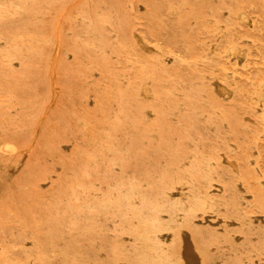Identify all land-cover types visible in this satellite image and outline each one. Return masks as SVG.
Here are the masks:
<instances>
[{"label": "rangeland", "instance_id": "rangeland-1", "mask_svg": "<svg viewBox=\"0 0 264 264\" xmlns=\"http://www.w3.org/2000/svg\"><path fill=\"white\" fill-rule=\"evenodd\" d=\"M263 7L0 0V264H143L156 207L201 191L209 220L174 228L166 250L182 264H264Z\"/></svg>", "mask_w": 264, "mask_h": 264}, {"label": "bare ground", "instance_id": "bare-ground-1", "mask_svg": "<svg viewBox=\"0 0 264 264\" xmlns=\"http://www.w3.org/2000/svg\"><path fill=\"white\" fill-rule=\"evenodd\" d=\"M200 1V0H199ZM197 2V1H196ZM73 3V2H72ZM140 5V4H139ZM252 5V4H251ZM71 6V5H70ZM171 6V5H170ZM141 7V6H140ZM183 7V6H182ZM258 8V7H257ZM67 9V8H66ZM141 9V8H140ZM182 9V8H181ZM263 9H264V7H263ZM263 9H262V11H263ZM172 7H171V12H172ZM223 10V9H222ZM250 10H251V8H250ZM167 11H169V10H167ZM174 11V10H173ZM256 11V10H255ZM63 12H65V9H64V11H62V13ZM221 12V11H220ZM173 13V12H172ZM262 13H264V12H262ZM261 13V14H262ZM60 14V13H59ZM192 14H194V13H192ZM243 14H245V13H243ZM61 15V14H60ZM172 15V14H171ZM191 15V14H190ZM222 15V14H221ZM264 15V14H263ZM59 17H61V16H58V18ZM194 17V16H193ZM198 17V16H197ZM241 17V16H240ZM255 17V16H254ZM262 17H264V16H262ZM246 18H248V16L246 17ZM60 19V18H59ZM59 19H57V20H59ZM206 19V18H205ZM56 20V21H57ZM104 21V20H103ZM181 21H182V19H181ZM207 21H209V20H207ZM255 21V20H254ZM58 22V21H57ZM56 22V23H57ZM193 22V21H192ZM192 22H190L189 21V23H192ZM256 22H257V20H256ZM59 23V22H58ZM103 24V23H102ZM210 24H211V22H210ZM216 24H217V22H216ZM246 24H249V21L248 22H246ZM257 24H258V22H257ZM256 24V25H257ZM57 26H58V24H56ZM55 25V26H56ZM217 25H220V24H217ZM236 25H237V23H236ZM108 26V25H107ZM224 26V25H223ZM238 26V25H237ZM250 26V25H249ZM248 26V27H249ZM104 27V26H103ZM105 28V27H104ZM108 28H109V26H108ZM220 28V27H219ZM223 28V27H222ZM241 28V27H240ZM250 28V27H249ZM224 29V28H223ZM222 29V30H223ZM248 29V28H247ZM55 30H56V28H55ZM110 30V29H109ZM192 30V29H191ZM218 30H220V29H218ZM230 30V29H229ZM259 30V29H258ZM113 31V30H112ZM226 31H227V29H226ZM58 32V29H57V31L55 32V33H57ZM198 32H199V30H198ZM205 32V31H204ZM219 32V31H218ZM251 32V31H250ZM262 32V31H261ZM107 33H109V32H107ZM112 33V32H111ZM111 33H109V35L111 34ZM133 33V32H132ZM206 33V32H205ZM221 33V32H220ZM235 33V32H234ZM135 34V33H134ZM137 34V33H136ZM254 34V33H253ZM59 34H57V35H55L56 37L58 36ZM109 35H108V37H109ZM189 35V34H188ZM201 35V34H200ZM213 35H214V33H213ZM222 35V34H221ZM87 36V35H86ZM111 36V35H110ZM133 36H135V35H133ZM202 36V35H201ZM245 36V35H244ZM55 37V39H56V41H58L57 40V38ZM88 37V36H87ZM218 37V36H217ZM222 37H223V35H222ZM240 37V36H239ZM60 38V37H59ZM58 38V39H59ZM84 38V37H83ZM110 38V37H109ZM113 38V37H112ZM219 38V37H218ZM225 38V37H224ZM85 39H88V38H85ZM115 39V38H114ZM136 38H134V40H135ZM139 39V38H138ZM241 39V38H240ZM47 40H49V39H46V42H47ZM51 40V39H50ZM113 40V39H112ZM116 40V39H115ZM215 40V39H214ZM106 41V40H105ZM232 41V40H231ZM240 41V40H239ZM257 41V40H256ZM52 41H50V43H51ZM136 42H137V39H136ZM207 42V41H206ZM217 42H218V40H217ZM244 42V41H243ZM259 42V41H258ZM59 43V42H58ZM145 43V42H144ZM232 43V42H231ZM234 43V42H233ZM245 43V42H244ZM251 43H252V41H251ZM264 43V42H263ZM49 44V43H48ZM117 44H118V41H117ZM120 44V43H119ZM139 44V43H138ZM146 44V43H145ZM200 44V43H199ZM202 44V43H201ZM204 44V43H203ZM213 44V43H212ZM240 44V43H239ZM262 44V43H261ZM60 45V44H59ZM91 45L93 46V44L91 43ZM91 45H90V47H91ZM148 45V44H147ZM181 45V44H180ZM216 45V44H215ZM50 46H52L51 44H50ZM120 46H121V44H120ZM119 46V47H120ZM141 46V45H140ZM211 46V45H210ZM86 47V46H85ZM227 47H229V46H227ZM244 47V46H243ZM56 48V47H55ZM121 48V47H120ZM123 49V48H122ZM185 49V48H184ZM209 49V48H208ZM59 49L57 48V51H58ZM98 50V49H97ZM124 50V49H123ZM156 50V49H155ZM155 50H153V51H155ZM186 50H187V48H186ZM185 50V51H186ZM213 50V49H212ZM222 50V49H221ZM228 50V54L230 53V55L232 56V57H237V58H239L240 57V55L242 54L240 51H239V49H238V47L236 46V45H231L228 49L226 48V50H225V52ZM245 50V49H244ZM28 51V50H27ZM56 51V50H55ZM56 51V52H57ZM93 51H95V50H93ZM147 51H149V50H147ZM168 51H170V50H168ZM217 51V50H216ZM215 50H214V52L213 53H217ZM241 51H243V49H241ZM251 51V50H250ZM96 52V51H95ZM124 52V51H123ZM172 52V51H171ZM170 52V53H171ZM186 52H188V51H186ZM55 53V52H54ZM107 53V52H106ZM148 53V52H147ZM161 53V52H160ZM57 54H58V52H57ZM127 54V53H126ZM125 54V55H126ZM210 54H212V53H210ZM209 54V55H210ZM71 55V54H70ZM105 55H107V54H105ZM161 55V54H160ZM166 55V54H165ZM169 55H172V54H169ZM121 56V55H120ZM149 56V55H148ZM167 56V55H166ZM166 56H165V59H166ZM208 56V55H207ZM50 57V56H49ZM69 57V56H68ZM113 57V56H112ZM156 57V56H155ZM161 57V56H160ZM175 57H176V55H175ZM178 57V56H177ZM221 57V56H220ZM229 57V56H228ZM88 58V57H87ZM151 58V57H150ZM173 58V57H172ZM179 58V57H178ZM196 58V57H195ZM223 58V57H222ZM48 59V58H47ZM50 59V58H49ZM112 59V58H111ZM118 59H120V58H118ZM147 59V58H146ZM160 59V58H159ZM203 59V58H202ZM241 59V58H240ZM243 59V58H242ZM257 59H259V58H257ZM100 60V59H99ZM155 60V59H154ZM179 60V59H178ZM178 60H177V62H178ZM201 60V59H200ZM225 60H227V59H225ZM237 60V59H236ZM239 60V59H238ZM55 61H56V59H55ZM126 61V60H125ZM129 61V60H128ZM127 61V62H128ZM165 61V60H164ZM182 61H184V60H182ZM189 61V60H188ZM191 61V60H190ZM195 62H197L196 60H194ZM202 61V60H201ZM206 61V60H205ZM209 61V60H208ZM227 61H229V60H227ZM241 61V60H240ZM52 62V61H51ZM111 62H112V60H111ZM130 62H131V60H130ZM133 62V61H132ZM153 62V61H152ZM262 62V61H261ZM264 62V61H263ZM16 63V62H15ZM136 63V62H135ZM191 63H193L192 61H191ZM167 64V63H166ZM237 65H238V63H236ZM235 64V65H236ZM264 64V63H263ZM15 65V64H14ZM18 65V64H17ZM16 65V66H17ZM48 65V64H47ZM137 65H138V63H137ZM155 65V64H154ZM107 66V65H106ZM114 66H115V64H114ZM130 67H131V65H129ZM156 66V65H155ZM196 66V65H195ZM232 66V65H231ZM116 67V66H115ZM142 67V66H141ZM157 67V66H156ZM241 67V66H240ZM264 67V66H263ZM49 68H51V66L49 67ZM55 68V67H54ZM91 68V67H90ZM242 68H244V67H242ZM46 69H48V68H46ZM103 69H105V68H103ZM130 69V68H129ZM132 69V68H131ZM130 69V70H131ZM141 69V68H140ZM158 69V68H157ZM235 69V68H234ZM114 70H116V69H114ZM231 70H232V68H231ZM241 70V69H240ZM48 72H49V69L47 70ZM94 71V70H93ZM53 72V71H52ZM87 72V71H86ZM125 72V71H124ZM159 72V71H158ZM50 73V72H49ZM160 73H164V72H160ZM226 73V72H225ZM91 74H92V72H91ZM108 74V73H107ZM154 74H155V72H154ZM95 75H97V73H95ZM106 75V74H105ZM125 75V74H124ZM127 75V74H126ZM139 75V74H138ZM141 75V74H140ZM94 76V75H93ZM102 77H103V75H101ZM163 76H166L165 75V73H164V75ZM98 77V76H97ZM126 77V76H125ZM143 77V76H142ZM127 78V77H126ZM147 78V77H146ZM170 78V77H169ZM168 78V79H169ZM172 78V77H171ZM170 78V80H172ZM120 79H122V78H120ZM247 79V78H246ZM48 80V79H47ZM91 80V82H94L93 81V78L92 79H90ZM127 80H129V79H127ZM142 80H144V79H142ZM141 80V81H142ZM149 80V79H148ZM166 80V79H165ZM124 80L122 79V82H123ZM130 81V80H129ZM137 81V80H136ZM140 81V82H141ZM147 81V80H146ZM221 81V80H220ZM225 81V80H224ZM223 81V82H224ZM143 82H145V81H143ZM143 82H141V83H143ZM159 82V81H158ZM222 82V81H221ZM49 83V82H48ZM95 84H96V82H94ZM98 83V82H97ZM125 83H128V82H125ZM148 83H149V81H148ZM161 83V82H160ZM206 83V82H205ZM211 83V82H210ZM225 83V82H224ZM55 84H57L56 82H55ZM102 84V83H101ZM144 84V83H143ZM142 84V85H143ZM159 84V83H158ZM162 84H164V83H162ZM215 84V83H214ZM213 84V85H214ZM225 84H227V83H225ZM53 85V84H52ZM105 85V84H104ZM146 85V84H145ZM149 85V84H148ZM161 85V84H160ZM159 85V86H160ZM211 85H212V83H211ZM221 85V84H220ZM261 85H262V83H261ZM264 85V84H263ZM263 85H262V87H263ZM100 86V85H99ZM141 86V85H140ZM156 86V85H155ZM165 86V85H164ZM177 86V85H176ZM54 87H55V85H54ZM59 87V86H58ZM116 87V86H115ZM178 87V86H177ZM261 87V86H260ZM146 88V87H145ZM161 88V87H160ZM179 88V87H178ZM214 88H215V86H214ZM217 88V87H216ZM226 88V87H225ZM52 89H53V86H52ZM103 89V88H102ZM139 89V88H138ZM149 89V88H148ZM157 91H159L158 90V88H155ZM180 89V88H179ZM49 90H50V88H49ZM91 90V89H90ZM93 90V89H92ZM91 90V91H92ZM96 90V89H95ZM144 90V89H143ZM162 91H164L163 89H161ZM219 90V89H218ZM228 90V89H227ZM225 91V92H228V91ZM262 90H263V88H262ZM58 91V90H57ZM104 91V90H103ZM102 91V92H103ZM110 91V90H109ZM135 91H137V90H134V93H135ZM147 91V90H146ZM87 92V91H86ZM98 92V91H97ZM138 92V91H137ZM142 92V91H141ZM144 92H145V90H144ZM216 92V91H215ZM224 92V91H223ZM104 93V92H103ZM139 93V92H138ZM143 93V92H142ZM261 93V92H260ZM51 94H53V92H51ZM89 94H91V93H89ZM107 94V93H106ZM105 94V95H106ZM148 94H150V93H148ZM167 94V93H166ZM221 94H222V92H221ZM111 95V94H110ZM137 95V94H136ZM140 95V94H139ZM145 95V94H144ZM171 95V94H170ZM176 95H178V94H176ZM89 96V95H88ZM101 96V95H100ZM108 96V95H107ZM138 96V95H137ZM145 96H147V95H145ZM149 96V95H148ZM222 96V95H221ZM261 96V95H260ZM57 97V96H56ZM141 97V96H140ZM164 97H165V95H164ZM257 97H259V95L257 96ZM54 98V97H53ZM98 98H99V96H98ZM138 98V97H137ZM155 98V97H154ZM157 98H159V96L157 97ZM166 98V97H165ZM212 98V97H211ZM97 99V98H96ZM140 99V98H139ZM153 99V98H152ZM51 100V99H50ZM137 101H138V99H136ZM151 100V99H150ZM163 100V99H162ZM186 100V99H185ZM203 100V99H202ZM257 100V99H256ZM260 100H261V97H260ZM92 101V100H91ZM126 101V100H125ZM164 101H166L165 99H164ZM258 101V100H257ZM55 102V101H54ZM90 102V101H89ZM103 102H104V100H103ZM197 102V101H196ZM259 102V101H258ZM92 103V102H91ZM133 103V102H132ZM140 103V102H139ZM138 103V104H139ZM178 103V102H177ZM204 103V102H203ZM260 103V102H259ZM258 103V104H259ZM52 104V103H51ZM50 104V105H51ZM56 104V103H55ZM90 104V103H89ZM206 104V103H205ZM242 104V103H241ZM48 105V104H47ZM46 105V106H47ZM84 105V104H83ZM86 105H88V104H86ZM128 105V104H127ZM134 105V104H133ZM141 105V104H140ZM147 105V104H146ZM243 105V104H242ZM260 105V104H259ZM72 106V105H71ZM90 106V105H89ZM73 107V106H72ZM138 107V106H137ZM147 107H149V106H147ZM49 108V107H48ZM133 108V107H132ZM142 108H143V106L141 107V112H139L140 114L142 113L143 114V112H142ZM150 108V107H149ZM44 109V108H43ZM85 109V108H84ZM135 109V108H134ZM137 109V108H136ZM144 109V108H143ZM18 110V109H17ZM138 110V109H137ZM44 111V110H43ZM139 111V110H138ZM147 111V110H146ZM149 111V110H148ZM148 111H147V113H148ZM216 111V110H215ZM160 112V111H159ZM43 113V112H42ZM89 113V112H88ZM229 113V112H228ZM150 114V113H149ZM261 114V113H260ZM40 115V114H39ZM48 115V114H47ZM90 115H92V114H90ZM95 115V114H94ZM152 115V114H151ZM157 115V114H156ZM216 115V114H215ZM73 116H74V114H73ZM101 116V115H100ZM131 116V115H130ZM222 116V115H221ZM234 116V115H233ZM261 116H262V114H261ZM39 117V116H38ZM43 118L44 117H47V116H42ZM41 117V118H42ZM246 118V117H245ZM95 119H97L96 117H95ZM99 119V118H98ZM263 119H264V117H263ZM33 121V120H32ZM36 121H38V120H36ZM41 121H42V119H41ZM97 121V120H96ZM104 121H107V120H104ZM33 122H35V121H33ZM82 122V121H81ZM152 122V121H151ZM28 124V123H27ZM39 125V124H38ZM66 125V124H65ZM243 125V124H242ZM241 125V126H242ZM35 126V125H34ZM50 126H52V125H50ZM87 126V125H86ZM224 126V125H223ZM36 127V126H35ZM83 127V126H82ZM94 127V126H93ZM34 128V127H33ZM244 128V127H243ZM249 128V127H248ZM39 129V128H38ZM84 129V128H83ZM82 129V130H83ZM89 129H91V128H89ZM94 129V128H93ZM14 130H16V129H14ZM33 130V129H32ZM84 131V130H83ZM3 132V131H2ZM143 132V131H142ZM31 133H32V131H31ZM30 133V136L32 135ZM53 133V132H52ZM37 134H38V130H37ZM17 135V134H16ZM35 139V138H34ZM31 140V139H30ZM11 141V140H10ZM143 141V140H142ZM33 142V141H32ZM35 143V142H34ZM33 143V144H34ZM11 144V143H10ZM28 145H29V142H28ZM64 144L62 143V146H63ZM25 146V145H24ZM31 146V145H30ZM61 146V145H60ZM3 147V146H2ZM32 147H33V145H32ZM31 147V148H32ZM65 147V146H64ZM160 147V146H159ZM1 149V148H0ZM5 149V148H4ZM6 150V149H5ZM20 150V149H19ZM22 150V149H21ZM174 150V149H173ZM179 150V149H178ZM1 151V150H0ZM22 151H24V149L22 150ZM137 151V150H136ZM16 152H19V151H16ZM21 152V151H20ZM29 152V151H28ZM9 153V152H8ZM10 153H12V155H14L13 154V152H11L10 151ZM20 154H22V153H20ZM28 154V153H27ZM27 154H25V157H26V155ZM173 154V153H172ZM24 155V154H23ZM22 155V156H23ZM5 156V155H4ZM21 156V157H22ZM4 158V157H3ZM8 158V157H7ZM9 158H11L12 159V157H9ZM19 158V157H18ZM18 158H16V159H18ZM223 158H224V155H223ZM2 159V158H1ZM5 159V158H4ZM15 159V160H16ZM21 160H23L22 158H20ZM3 160V159H2ZM5 160H7V159H5ZM212 160V159H211ZM4 161V160H3ZM19 161V160H18ZM18 161L16 160V163H18ZM24 161V160H23ZM23 161H22V163H23ZM230 161V160H229ZM234 161V160H233ZM184 162V161H183ZM221 162H225V161H221ZM232 162V161H231ZM15 163V164H16ZM21 163V164H22ZM234 163L235 162H233L232 163V167H233V165H234ZM14 164V163H13ZM14 164V165H15ZM181 164H182V162H181ZM225 164H228V162H225ZM229 164H231V163H229ZM183 165V164H182ZM213 165V164H212ZM255 166V165H254ZM4 167H5V165H4ZM11 167H12V165H11ZM19 167H20V165H19ZM234 168V167H233ZM12 169V168H11ZM8 170V169H7ZM13 170V169H12ZM17 170H18V168H17ZM232 170V169H231ZM233 171V170H232ZM235 172V171H234ZM261 175V174H260ZM206 178V180H208V182H209V179H208V177H205ZM131 180H132V178H131ZM258 182V181H257ZM260 182V181H259ZM262 182V181H261ZM260 182V183H261ZM47 183V182H46ZM209 184V183H208ZM141 185V184H140ZM213 185V184H212ZM216 185V184H215ZM260 185H262V184H260ZM143 186V185H142ZM141 186V187H142ZM208 186L209 185H207V184H203V187H202V189H207L208 188ZM219 186V185H218ZM264 186V185H263ZM219 188V187H218ZM262 188V187H261ZM222 190V189H221ZM241 190V189H240ZM244 190V189H243ZM218 191V190H217ZM216 191V192H217ZM175 192V191H174ZM208 192H210V191H208ZM213 192V191H212ZM220 193V192H219ZM246 193V192H245ZM208 194V193H207ZM246 195V194H245ZM249 195V194H248ZM174 196V195H173ZM171 194H169V195H167V197H166V199H165V201H164V203H163V205H162V207H156V210H157V215L154 217L153 216V218H152V221H151V223L149 224V225H147V226H145V228H146V230H147V232H149V233H144L142 236H141V239L143 240V242H144V244H145V246L149 249V251L151 252V258L149 259V260H143L142 261V263L143 264H182L181 263V260H180V258H178L177 256H173V255H171L167 250H166V248H165V245L163 244V241L165 240V239H167V238H169L170 237V234L172 233V231H173V229L174 228H179V229H183V228H185V226H187V225H189V224H191L194 220H195V216L197 215V217H198V214H200V213H202V214H204V216L206 217V219H208V216H209V214H211V212H212V208H213V204L211 203V201L209 200V198H208V196L207 195H205L204 194V191H201V192H198L195 196H194V198H193V201L192 202H186V201H182L181 199H178V198H175V197H173ZM250 196V195H249ZM246 197V196H245ZM248 202V201H247ZM249 203V202H248ZM264 204V203H263ZM223 207V206H222ZM262 207V206H261ZM247 208V207H246ZM256 210V209H255ZM56 211V210H55ZM256 211H258V210H256ZM259 212V211H258ZM261 213H262V211H261ZM250 216H252V215H250ZM263 216V215H262ZM211 217V216H210ZM259 217V216H258ZM213 218H214V216H213ZM217 218H218V216H217ZM221 218H223V217H221ZM220 218V219H221ZM253 218V217H252ZM205 219V218H204ZM197 220H198V218H197ZM201 220V219H200ZM209 220V219H208ZM225 220V219H224ZM247 220V219H246ZM254 220V219H253ZM1 221V220H0ZM221 221H223V220H221ZM231 221H232V218H231ZM231 221H229V222H231ZM255 221V220H254ZM195 222H197V221H195ZM204 222V221H203ZM225 222H226V220H225ZM235 222V221H234ZM202 223V222H201ZM216 223H217V221H216ZM227 224H228V222H226ZM233 223V222H232ZM252 223V222H251ZM193 224V223H192ZM214 224V223H213ZM210 225H212V224H210ZM232 225V224H231ZM234 225V224H233ZM237 225H240L239 223H237ZM3 226H4V223H3ZM206 226H208V225H206ZM228 226V225H227ZM246 227V226H245ZM206 228V227H205ZM210 228V227H209ZM237 228V227H236ZM90 229H91V227H90ZM206 229H208V228H206ZM245 229V228H244ZM250 229H252V228H250ZM260 229V228H259ZM254 230V229H253ZM91 231H92V229H91ZM209 231V230H208ZM220 231H221V229H220ZM244 231V230H243ZM255 231V230H254ZM183 232V231H182ZM222 232V231H221ZM253 232V231H252ZM213 233V232H212ZM255 233V232H254ZM257 233V232H256ZM229 234H231V233H229ZM258 234V233H257ZM259 234H261V233H259ZM173 235V234H172ZM231 235H233V234H231ZM124 237V236H123ZM232 237V236H231ZM240 237V236H239ZM249 237V236H248ZM248 237H247V239H248ZM260 238H262V237H260ZM126 239V238H125ZM186 239L188 240V238L186 237ZM185 239V240H186ZM234 239V241L236 240L235 239V237L233 238ZM251 239V238H250ZM257 239V238H256ZM186 240V241H187ZM239 240V239H238ZM167 241V240H166ZM185 241V242H186ZM190 241V240H189ZM250 241H254V239L253 240H250ZM184 242V241H183ZM134 243V242H133ZM136 243V242H135ZM235 243H237V242H235ZM245 243V242H244ZM27 244V243H26ZM186 244V243H185ZM186 245H188V243L186 244ZM191 245V244H190ZM25 246H27V245H25ZM242 246V245H241ZM256 246H257V244H256ZM1 247V246H0ZM186 247H188V246H185V248ZM190 247V249H189V251H191L192 253L195 251L194 250V248L192 247V246H189ZM258 247V246H257ZM250 248V247H249ZM249 248H248V250H249ZM1 249L3 250V248L1 247ZM31 249V248H30ZM210 249V251L212 250V248L210 247L209 248ZM24 250V249H23ZM22 250V251H23ZM185 250V249H184ZM215 250V249H214ZM213 250V251H214ZM250 250H252V249H250ZM1 251V250H0ZM32 251V250H31ZM188 250L186 251L187 253L189 252ZM241 251V250H240ZM5 252H7V251H5ZM185 252V251H184ZM215 252H217V251H214V253ZM243 252V251H242ZM249 252V251H248ZM8 253V252H7ZM32 253V252H31ZM190 253V252H189ZM238 253V252H237ZM0 254H2V253H0ZM194 254H196V253H193V255ZM225 254V253H224ZM229 254V253H228ZM7 255V254H6ZM5 255V256H6ZM33 255V254H32ZM116 255V254H115ZM226 255H227V253H226ZM251 255V254H250ZM252 255H254L253 253H252ZM2 256V255H1ZM4 256V255H3ZM40 256V255H39ZM117 256V255H116ZM196 256V255H195ZM245 256V255H244ZM248 256H249V253H248ZM44 257V256H43ZM52 257V256H51ZM65 257V256H64ZM189 257V256H188ZM198 257V256H197ZM245 257H247V256H245ZM37 258H38V256H37ZM36 258V259H37ZM118 258H120V257H118ZM4 259H5V257H4ZM32 259V258H31ZM50 259H52V258H50ZM116 259V258H115ZM261 259H264V257H262ZM30 260V259H29ZM27 261L28 262V264H30V262H31V260L30 261ZM114 260V259H113ZM118 260V259H117ZM198 260V259H197ZM254 260H256L255 259V257H254ZM254 260H253V263H254ZM33 261V260H32ZM47 261V260H46ZM4 262V261H3ZM217 262V261H216ZM244 262H245V260H244ZM263 261H261V263H262ZM53 263V262H52ZM65 263V262H64ZM212 263V262H211ZM264 263V262H263ZM3 264V263H2ZM19 264V263H18ZM66 264V263H65ZM214 264H216V263H214ZM220 264V263H219ZM256 264H257V262H256Z\"/></svg>", "mask_w": 264, "mask_h": 264}]
</instances>
